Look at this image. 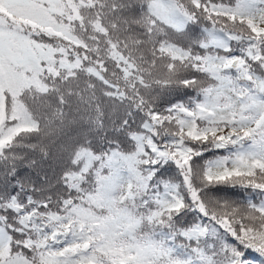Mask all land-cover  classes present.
Listing matches in <instances>:
<instances>
[{"label":"snow or ice","instance_id":"6c2138e0","mask_svg":"<svg viewBox=\"0 0 264 264\" xmlns=\"http://www.w3.org/2000/svg\"><path fill=\"white\" fill-rule=\"evenodd\" d=\"M0 264H264V0H0Z\"/></svg>","mask_w":264,"mask_h":264},{"label":"trees","instance_id":"16d2710c","mask_svg":"<svg viewBox=\"0 0 264 264\" xmlns=\"http://www.w3.org/2000/svg\"><path fill=\"white\" fill-rule=\"evenodd\" d=\"M240 190L238 189L237 190V192H239ZM232 198H234V199H238L239 197H238V195L237 196H233Z\"/></svg>","mask_w":264,"mask_h":264}]
</instances>
